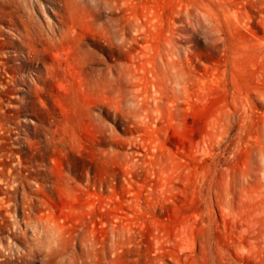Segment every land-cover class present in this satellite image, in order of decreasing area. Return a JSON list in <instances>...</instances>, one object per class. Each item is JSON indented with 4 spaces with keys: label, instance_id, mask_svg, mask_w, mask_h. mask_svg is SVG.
<instances>
[{
    "label": "rangeland",
    "instance_id": "rangeland-1",
    "mask_svg": "<svg viewBox=\"0 0 264 264\" xmlns=\"http://www.w3.org/2000/svg\"><path fill=\"white\" fill-rule=\"evenodd\" d=\"M263 2L0 0V264H264Z\"/></svg>",
    "mask_w": 264,
    "mask_h": 264
},
{
    "label": "bare ground",
    "instance_id": "bare-ground-1",
    "mask_svg": "<svg viewBox=\"0 0 264 264\" xmlns=\"http://www.w3.org/2000/svg\"><path fill=\"white\" fill-rule=\"evenodd\" d=\"M260 137L264 140V123L260 128ZM256 150L259 153V159L255 155ZM263 155L262 146L254 149L253 156L248 159L243 170L244 176L241 178L243 183L241 186L238 185L239 189L236 190L237 185L234 181L232 195L234 197L248 196L250 200L251 198L252 200H256L259 216L255 220V225L257 226V233L262 236V242L264 243V190L262 189V185L264 184V167L261 163Z\"/></svg>",
    "mask_w": 264,
    "mask_h": 264
}]
</instances>
